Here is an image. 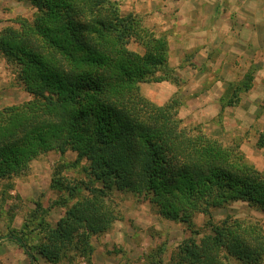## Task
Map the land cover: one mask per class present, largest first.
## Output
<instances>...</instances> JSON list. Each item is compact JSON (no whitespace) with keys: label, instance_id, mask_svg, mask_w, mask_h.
I'll return each mask as SVG.
<instances>
[{"label":"trees","instance_id":"1","mask_svg":"<svg viewBox=\"0 0 264 264\" xmlns=\"http://www.w3.org/2000/svg\"><path fill=\"white\" fill-rule=\"evenodd\" d=\"M19 1L35 10L33 18L18 17L2 30L0 54L32 99L0 110V180L26 173L43 155L75 158L54 169L51 188L61 194L54 207L64 215L54 226L41 220L40 245L7 236L30 264H92L93 239L122 218L115 191L187 227L190 236L168 264H264L259 221L215 218L237 202L264 216V171L238 144L225 146L201 126L185 125L178 96L158 105L142 93L143 84L174 82L167 38L122 9V0ZM253 83L247 74L236 98ZM69 168H80L84 179L64 176ZM37 208L34 218L48 215ZM161 254L147 256V264H165Z\"/></svg>","mask_w":264,"mask_h":264},{"label":"rangeland","instance_id":"2","mask_svg":"<svg viewBox=\"0 0 264 264\" xmlns=\"http://www.w3.org/2000/svg\"><path fill=\"white\" fill-rule=\"evenodd\" d=\"M134 1L122 0V9L139 15L146 27L153 28L158 36L167 38L170 47L169 29H165L170 17L167 16L165 20V15L161 16L162 23L166 21L164 27L161 21L158 22L159 18L155 21L154 10L146 7L149 0H139L138 7L132 8ZM33 12L35 10L29 4L19 0H0V33L7 26L14 25L18 17L32 20ZM253 27L258 30L257 38L252 33ZM263 32L264 7L249 9L239 6L233 11L231 46L222 43L223 49L216 52L214 49H219L214 44L207 47L208 50H202L201 56L197 57L192 55V51L181 57L184 49H174L169 60L172 70L170 80L174 82L168 80L142 85L143 95L158 105L178 96L182 102L180 116L185 125L201 126L207 135L225 146L238 144L249 162L261 171H264ZM190 40L186 47L197 45L198 34ZM129 48L144 54V49L135 43ZM226 52L230 55H226ZM249 73L254 75L252 89L240 93L236 98L235 88L244 82ZM31 99L18 85L16 76L0 54V110ZM61 158L55 153L43 155L33 162L26 173L0 180V264H30L22 249L7 239L9 233L26 236L29 245L36 249L41 243V220L54 226L63 217L64 210L54 207L61 194L51 188L52 175L58 164L73 162L75 158L71 153ZM63 174L75 180L85 177L80 168H69ZM113 194L111 198L122 218L115 222L110 233L93 239L95 253L92 264H147V256L159 249L163 251L162 261L168 264L176 247L190 236L187 227L161 218L149 204L138 203L128 191H115ZM37 204L48 209V215L40 217V214L34 218ZM227 215L259 221L264 227L262 213L243 202L232 203L225 210L215 212L216 220ZM195 223L202 227L205 217L197 216ZM40 264L48 263L40 259ZM61 264L86 262L78 260Z\"/></svg>","mask_w":264,"mask_h":264},{"label":"crops","instance_id":"3","mask_svg":"<svg viewBox=\"0 0 264 264\" xmlns=\"http://www.w3.org/2000/svg\"><path fill=\"white\" fill-rule=\"evenodd\" d=\"M139 2L135 0L132 8L138 7ZM239 6L261 9L264 7V0H149L146 7L154 10L155 21L159 18L158 22L162 23L161 16L165 15V20L167 16L170 17L167 20L168 26L165 27L166 21L162 25L165 29H169L171 56L174 49L178 48L184 49L181 57L188 55L187 53L191 51L192 55L197 57L201 56L202 50L206 51L207 47L214 44L216 49H219H214L216 52L221 51L225 43L230 46L233 44V11ZM251 30L257 38L258 30L255 27ZM193 33L198 34L199 42L197 45L192 44L186 47L185 45L192 41L190 39L194 37ZM186 41L189 42L186 43ZM225 54L230 55L227 52Z\"/></svg>","mask_w":264,"mask_h":264}]
</instances>
